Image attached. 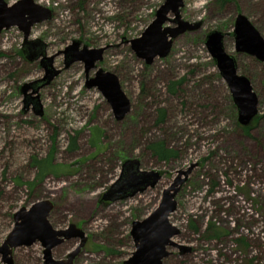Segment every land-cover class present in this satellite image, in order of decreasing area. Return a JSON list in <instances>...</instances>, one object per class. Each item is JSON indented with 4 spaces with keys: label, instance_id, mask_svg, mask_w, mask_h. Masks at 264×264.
Returning a JSON list of instances; mask_svg holds the SVG:
<instances>
[{
    "label": "rangeland",
    "instance_id": "1",
    "mask_svg": "<svg viewBox=\"0 0 264 264\" xmlns=\"http://www.w3.org/2000/svg\"><path fill=\"white\" fill-rule=\"evenodd\" d=\"M33 1L52 12L31 28L29 39L41 41L39 51L24 50L16 26L0 32V244L21 207L49 199L51 225L74 224L87 237L73 264H125L135 251L132 223L153 212L163 190L182 180L168 217L179 230L172 237L176 246H168L162 264H264V61L237 52L233 36L243 14L264 39V0H183L181 18L200 21V27L177 36L169 52L149 64L130 40L164 0ZM212 30L226 33L224 49L257 97V113L246 126L205 46ZM73 40L80 48H104L96 66L117 76L130 101L123 117H115L96 87L86 88L82 62L65 68L63 55H56ZM51 56L61 72L45 84ZM158 142L172 151L170 158L151 152ZM49 156L58 171L38 179L34 160ZM132 159L160 179L142 192L104 200ZM79 243L63 241L52 257L64 259ZM12 259L44 264L43 247H16Z\"/></svg>",
    "mask_w": 264,
    "mask_h": 264
},
{
    "label": "water",
    "instance_id": "2",
    "mask_svg": "<svg viewBox=\"0 0 264 264\" xmlns=\"http://www.w3.org/2000/svg\"><path fill=\"white\" fill-rule=\"evenodd\" d=\"M182 6L183 0H164L156 10L154 19L141 35L130 40L131 47L139 58L149 64L156 56L164 57L177 36L200 27V21L190 23L181 18ZM51 16L52 12L49 8L33 0H17L13 4L0 0V32L16 26L23 34L24 50L39 51L41 41L29 39L31 28L37 23L49 20ZM225 35L226 33L220 30L210 31L206 35L205 46L229 88L238 110L239 122L246 126L257 113V97L250 81L237 73L234 56L225 51L223 45ZM233 36L237 52L246 53L264 61V39L243 14H238L235 19ZM80 46L79 40H73L56 55H63L65 68L74 62H82L86 88L96 87L111 105L115 117H123L130 109V101L121 90L117 76L96 66V63L102 60L104 48L90 49L85 44L81 48ZM53 58L54 56L46 58V76L43 79L45 84L61 72L60 69L52 66ZM92 69H95L94 74L89 76ZM26 87L23 86L21 91ZM159 179L158 172L140 170L138 160H126L122 165L119 179L103 194V199L112 201L133 195L138 191L142 192L148 186L153 187ZM181 181L177 180L163 190L161 202L153 212L144 219L132 223L130 233L135 243V251L125 264H162L163 259L169 254L168 246H176L172 237L177 235L179 230L169 222L168 217L176 207L174 200L178 190L176 185ZM53 207L51 200L40 199L27 208L21 207L14 214V226L0 244L3 264H13L12 250L14 248L31 246L35 242H40L43 247L44 264H73L75 256L84 246L87 237L74 224H69L64 229L54 228L48 220ZM72 238L80 239L78 247L70 251L64 259H54L52 249ZM181 249L184 248L181 247Z\"/></svg>",
    "mask_w": 264,
    "mask_h": 264
},
{
    "label": "trees",
    "instance_id": "3",
    "mask_svg": "<svg viewBox=\"0 0 264 264\" xmlns=\"http://www.w3.org/2000/svg\"><path fill=\"white\" fill-rule=\"evenodd\" d=\"M218 3L223 4L226 0H216ZM172 85L171 87H173ZM160 120L164 117V112L160 111ZM149 149H151V152H153L158 158L160 159H168L172 155V151L165 147L163 142H158L152 144ZM34 164L37 167L38 173L37 178L42 179L45 175L48 173L55 174L56 171H58L57 167L52 164L51 156H49L46 159L42 160H34ZM212 233L214 235H219L220 230H217L214 228L212 230Z\"/></svg>",
    "mask_w": 264,
    "mask_h": 264
},
{
    "label": "flooded vegetation",
    "instance_id": "4",
    "mask_svg": "<svg viewBox=\"0 0 264 264\" xmlns=\"http://www.w3.org/2000/svg\"><path fill=\"white\" fill-rule=\"evenodd\" d=\"M60 245V244H59ZM58 246V245H57ZM43 257H44V254H43ZM43 262H44V258H43Z\"/></svg>",
    "mask_w": 264,
    "mask_h": 264
}]
</instances>
